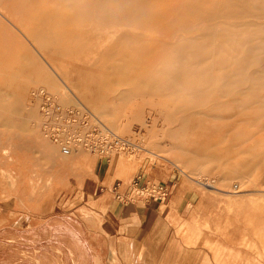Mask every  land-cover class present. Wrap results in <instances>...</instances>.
Here are the masks:
<instances>
[{"label": "rangeland", "instance_id": "rangeland-1", "mask_svg": "<svg viewBox=\"0 0 264 264\" xmlns=\"http://www.w3.org/2000/svg\"><path fill=\"white\" fill-rule=\"evenodd\" d=\"M66 1L65 9L52 0L51 15L53 26L67 28L68 86L83 90L94 82V93L110 98L109 110L102 115L97 105L88 108L138 146L113 158L158 162L199 190L196 210L209 211L211 241L196 244L197 260L264 264V52L243 53L236 71L213 66L206 71L212 73L209 84L191 61L195 54L204 73L207 42L200 33L207 27L205 10L219 0ZM193 38L201 53L193 52ZM71 93L86 97L90 91L69 90L61 105L75 103ZM34 143L56 145L45 134H0V264H117L107 256L113 242L106 228L93 236L104 249L95 257L90 235L74 225L82 199L74 177L52 180L50 172L36 170L39 178L15 181L12 152L19 150L28 162ZM19 218L20 234L12 225Z\"/></svg>", "mask_w": 264, "mask_h": 264}, {"label": "crops", "instance_id": "crops-1", "mask_svg": "<svg viewBox=\"0 0 264 264\" xmlns=\"http://www.w3.org/2000/svg\"><path fill=\"white\" fill-rule=\"evenodd\" d=\"M62 2L66 9L67 1L59 0L60 5ZM51 7L52 0H0V134L46 135L44 125L49 118L41 111L42 93L61 105L68 101L69 90L90 91L86 97V93H71L75 103L61 106L64 110H78L79 115L88 114L94 121L100 120L90 106L97 105L102 115L109 110L110 98L94 93V82L83 90L69 88L67 28L62 24L52 25ZM33 145L27 151L28 162L19 150L12 152L10 170L15 181H33L41 176H36L39 171L50 172L52 180L74 177L77 186L82 187V199L74 208V225L79 228L78 233L90 235L89 251L96 253L95 257L104 249L97 244L99 238L93 236L100 235L97 229L104 227L112 237L110 243L113 242L107 256L112 254L117 264L209 262L206 258H195L196 244L211 241V231L205 228L206 219L210 221L209 211L196 210L201 204L200 197L195 199L200 195L199 190L192 184H184L171 168L147 159L113 158V153L100 155L80 150L66 156L57 144L56 147ZM138 174L146 181L169 186L167 198L150 203L122 201L119 195ZM30 184L21 187L34 186ZM23 218L12 224L18 228V234ZM65 241L74 245L70 239ZM75 252L81 253V247ZM226 262L220 259L218 264ZM260 262L264 263L263 257Z\"/></svg>", "mask_w": 264, "mask_h": 264}, {"label": "bare ground", "instance_id": "bare-ground-1", "mask_svg": "<svg viewBox=\"0 0 264 264\" xmlns=\"http://www.w3.org/2000/svg\"><path fill=\"white\" fill-rule=\"evenodd\" d=\"M205 11L204 21L207 22V27L203 33H200V36L201 40L207 42V47H209L205 49L208 54L207 66L203 73L200 70V65H198L201 62H196L194 59L195 54H192L191 69L196 66L200 75L206 76L210 84L212 73L206 71L213 66L225 68L227 71H236L241 67L236 61L243 53L250 51L264 52V0H219ZM192 40L195 41L192 42L193 52L201 53L202 44L195 38ZM218 41H221L222 44H219ZM257 41L261 45H258ZM181 50L178 47L176 49L177 52H181ZM225 54L232 55L233 59L231 60L229 55L225 57ZM233 88V94H235L237 86ZM223 89L224 87L220 85L216 88L218 92L224 93ZM215 108H212L211 112L216 111L217 108ZM134 146L138 147L136 144ZM210 186H213V184L210 183Z\"/></svg>", "mask_w": 264, "mask_h": 264}, {"label": "built area", "instance_id": "built-area-1", "mask_svg": "<svg viewBox=\"0 0 264 264\" xmlns=\"http://www.w3.org/2000/svg\"><path fill=\"white\" fill-rule=\"evenodd\" d=\"M42 98L41 111L49 118L44 125L46 135L59 146L63 155L68 156L80 150L107 155L134 148L129 140L116 135L100 121L92 120L88 114L79 115V111L74 109L64 110L44 93ZM169 192V186L146 181L138 174L119 197L125 202L140 200L150 203L165 200Z\"/></svg>", "mask_w": 264, "mask_h": 264}]
</instances>
